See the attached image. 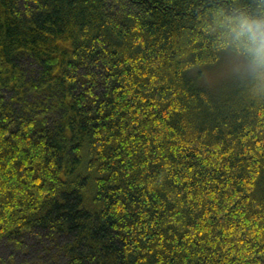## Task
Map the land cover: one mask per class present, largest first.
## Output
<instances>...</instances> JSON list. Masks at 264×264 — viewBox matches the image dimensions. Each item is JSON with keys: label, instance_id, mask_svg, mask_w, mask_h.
<instances>
[{"label": "trees", "instance_id": "trees-1", "mask_svg": "<svg viewBox=\"0 0 264 264\" xmlns=\"http://www.w3.org/2000/svg\"><path fill=\"white\" fill-rule=\"evenodd\" d=\"M264 0H0V264H264V89L205 73Z\"/></svg>", "mask_w": 264, "mask_h": 264}, {"label": "clouds", "instance_id": "clouds-1", "mask_svg": "<svg viewBox=\"0 0 264 264\" xmlns=\"http://www.w3.org/2000/svg\"><path fill=\"white\" fill-rule=\"evenodd\" d=\"M225 23L235 47L246 55L245 68L255 87L264 89V18L243 17Z\"/></svg>", "mask_w": 264, "mask_h": 264}, {"label": "rangeland", "instance_id": "rangeland-1", "mask_svg": "<svg viewBox=\"0 0 264 264\" xmlns=\"http://www.w3.org/2000/svg\"><path fill=\"white\" fill-rule=\"evenodd\" d=\"M246 61L237 55L229 53L205 73L207 87L218 89L221 86L241 78L247 73L245 68Z\"/></svg>", "mask_w": 264, "mask_h": 264}]
</instances>
